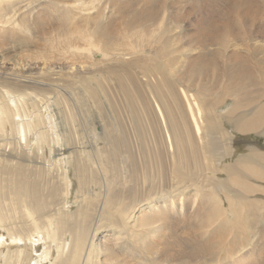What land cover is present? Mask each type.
Returning <instances> with one entry per match:
<instances>
[{
    "label": "bare ground",
    "instance_id": "1",
    "mask_svg": "<svg viewBox=\"0 0 264 264\" xmlns=\"http://www.w3.org/2000/svg\"><path fill=\"white\" fill-rule=\"evenodd\" d=\"M155 1L0 0V264H167L184 232L226 258L251 236L264 145L239 146L264 138V0H208L188 28ZM59 64H89L94 111L52 83ZM253 243L233 264H264Z\"/></svg>",
    "mask_w": 264,
    "mask_h": 264
},
{
    "label": "rangeland",
    "instance_id": "2",
    "mask_svg": "<svg viewBox=\"0 0 264 264\" xmlns=\"http://www.w3.org/2000/svg\"><path fill=\"white\" fill-rule=\"evenodd\" d=\"M196 2L195 3H193L194 2V0H183V1H180L179 3H174L173 2V0H170V2H169V4H166V6H165V8L164 9H166V15H170L172 12H175V11H178V9H181L182 11H188L187 13H185V18L183 17V21H182V25L183 26H185L186 28H188L189 27V24H191V23H195V21L196 20H199L200 18V16L201 17H203L204 15H206L207 13H208V5H209V3H208V0H195ZM261 1V0H260ZM158 2V3H157ZM173 2V3H172ZM181 3V4H180ZM193 5H192V4ZM199 3V4H198ZM202 3H204V4H202ZM160 4V5H159ZM172 4V5H171ZM198 4V5H197ZM208 4V5H207ZM153 5H155L154 6V9H155V11H157L159 14H158V17H160V15H163V11H164V9L162 8V0H157V1H155L154 2V4ZM170 5V6H169ZM196 5V6H195ZM158 6H160V7H158ZM178 6V7H177ZM173 7V8H172ZM185 7V8H184ZM207 8L206 10H205V8ZM159 8V9H158ZM199 8V9H198ZM202 8V9H201ZM193 9H194V11H193ZM169 10H170V12H169ZM174 10V11H173ZM195 10H196V12H195ZM161 11V12H160ZM172 11V12H171ZM198 11V12H197ZM206 14H205V13ZM193 13H194V16H193ZM188 14V15H187ZM189 14H190V16H189ZM201 14V15H200ZM203 14V15H202ZM193 16V17H192ZM196 16V17H195ZM198 16V17H197ZM190 17V18H189ZM198 18V19H197ZM188 19V20H187ZM191 19V20H190ZM193 19V20H192ZM186 20V21H185ZM119 20H117V22H118ZM120 22H122V20H120ZM185 24V25H184ZM255 26H257V25H253V29L255 28ZM193 32V31H192ZM259 40H261L260 38H259ZM185 40L183 39L182 40V42H184ZM186 42L187 41H185V44H186ZM186 46V45H185ZM157 46H154V48L153 49H155ZM254 49H257V47H253ZM263 54L261 53V56H262ZM82 60H84V58H78L77 60H75L74 61V63H80V61H82ZM179 64H188V62H186V61H182V62H180ZM34 65H37V64H34ZM40 67H44L43 65L44 64H38ZM60 65H62V70H64V71H62L61 69L59 70V68H58V73H55V75H53L52 77H54V82L52 81V83L54 84L55 82L56 83H58V81L60 80L62 83H60V81H59V83L57 84V85H55V86H57V89H59L60 91H63L65 94L67 93H69V94H74V95H69L68 94V98H70V103H71V105H73V109L75 108V112L76 111H78L79 113H84V114H87V111H89V110H95V107H94V99L92 100L93 101V103L91 102V97L88 95L87 96V93L85 94V87H84V79L86 78V76H88V74L86 73L87 71H88V68H87V66L86 65H89V64H80V65H82V66H80V65H78V64H59V66ZM84 66H85V69L87 70H84L83 68H84ZM220 66L221 67H223V64H220ZM61 67V66H60ZM65 67V68H64ZM73 67V68H72ZM80 67V68H79ZM72 68V69H71ZM67 69H70L71 71L73 70V69H75L74 70V72H75V74L74 75H68V74H66V73H69V72H71L70 70H67ZM4 71H6V69H3ZM39 71H41V70H39ZM39 71H36L35 72V75L36 76H43L44 74L43 73H40ZM67 71V72H66ZM81 73H80V72ZM85 71V72H84ZM94 71V70H93ZM92 71V75H95V73L94 72H96V74H98L97 76H103V78H105L104 80H105V83H112L113 81L106 75V73L103 71V70H101V69H96L94 72ZM7 72V71H6ZM10 72V71H9ZM39 72V73H38ZM77 72V73H76ZM83 73V74H82ZM43 74V75H42ZM61 74H64V75H61ZM80 74V75H79ZM86 76H85V75ZM90 75H91V73H90ZM62 76V77H61ZM66 76V77H65ZM96 76V75H95ZM63 78V79H62ZM66 78H67V81H66ZM52 79V78H51ZM82 79V80H81ZM58 80V81H57ZM69 80V81H68ZM73 82H72V81ZM108 82H107V81ZM73 83H71V82ZM74 81H75V83H74ZM76 81H77V83H76ZM81 81H82V83H81ZM90 81L92 82V83H94L96 80H94V79H90ZM68 82H70V83H68ZM63 83L65 84L64 86H63ZM67 83V84H66ZM79 83V84H78ZM60 84V85H59ZM58 85L60 86V87H58ZM62 85V86H61ZM76 85V86H75ZM77 85H79V86H77ZM80 85H81V87H80ZM65 86H67V87H65ZM65 87V88H64ZM78 87H80V88H78ZM70 88V89H69ZM69 89V90H68ZM74 89V90H73ZM75 89H77L76 91H75ZM79 89V90H78ZM84 89V90H83ZM71 91V92H70ZM78 91V92H77ZM83 91V92H82ZM85 91V92H84ZM109 93V94H107V93ZM106 92L103 94L102 92H100L99 93V100H106V98H110V97H117V98H121V93L120 92H118V91H109V90H107L106 89ZM111 92H112V94H114V95H112L111 94ZM75 93H77L76 95H75ZM66 94V95H67ZM86 96H85V95ZM111 94V95H110ZM79 95V96H78ZM82 96V97H81ZM84 96V97H83ZM72 97V98H71ZM86 97V98H85ZM88 97H90L89 99H88ZM75 98V99H74ZM77 99H79V100H77ZM72 100V101H71ZM81 100V101H80ZM74 102V103H73ZM76 102H77V104H76ZM83 102V103H82ZM88 102V103H87ZM104 102V101H103ZM73 103V104H72ZM79 103V104H78ZM81 104V105H80ZM86 104V105H85ZM77 105V106H76ZM79 105V106H78ZM87 105H89V106H87ZM91 105V106H90ZM75 106V107H74ZM89 108H87V107ZM77 107V108H76ZM83 109H82V108ZM86 107V108H85ZM107 108V109H106ZM82 111H84V112H82ZM105 109H106V111H110V107L108 106V105H105ZM85 110H87V111H85ZM78 112H76V113H78ZM87 133L89 132V131H86ZM219 134V135H218ZM216 136H214V139H218V141H221L222 140V135L220 134V133H218ZM242 136H243V138H244V140H245V142H243V143H241V145L239 146V148H240V151H242L243 152V148H242V146L247 142H249V143H252V144H256V142H257V144L256 145H259V146H261V145H264V138L263 137H261V136H258V135H255V134H253V133H248V134H241ZM245 135V136H244ZM220 137V138H219ZM223 138H225L224 137V135H223ZM246 139H247V141H246ZM221 142H223V140L221 141ZM224 142L226 143L227 142V140H225L224 139ZM224 142H223V144H224ZM149 145V144H148ZM252 215H253V217L255 218V220L252 218V223H251V226L253 225V227H251L250 226V231L249 232H251V236L250 237H247V236H244L241 240H244V242H241L240 243V246H241V248H240V246H236V248H234L233 249V254L230 256V257H226L225 258V255H224V251L221 253V255H213V254H211V253H201V254H199L198 253V250H200L201 249V247H200V249L199 248H195L196 246L192 243V242H188L187 240H186V238L189 236V235H187L188 233H185L184 232V234H182V237H180V241L181 240H183V244H181V246L180 247H178L177 249H180V251H179V253H180V256H178L179 255V253L177 254L176 253V255H177V257H176V255L172 258L171 257V259L167 262V264H233L234 262H237L238 261V259H239V255H241V254H245L248 250H251V249H253L254 247H256L255 246V244L253 243V241H259L260 239H261V241H264V238H261L260 237V235H261V230L263 229L264 230V205H262V206H258L256 209H254L253 211H252ZM260 222V223H259ZM210 229H212V228H210ZM259 230H260V232H259ZM257 231H258V233H257ZM190 234V233H189ZM184 237V238H183ZM228 237H230V240L228 241V242H230V241H232V239L234 238V236H232V235H229ZM262 237H264V235L262 236ZM197 238L196 237H194V240H196ZM186 240V241H185ZM251 240V241H250ZM188 243V244H187ZM185 244H186V246H185ZM195 246H193V245ZM193 247V249L194 250H196V251H192V247ZM185 247L188 249V251L185 249ZM189 247V248H188ZM243 247V248H242ZM191 249V251H189ZM198 249V250H197ZM183 252V253H182ZM187 252V253H186ZM190 252L192 253V254H190ZM195 253V254H194ZM182 254V255H181ZM201 255V256H199V255ZM192 257H191V256ZM213 255V256H212ZM205 256V257H204ZM182 258H184L182 261H181V259ZM186 257V258H185ZM197 257V258H196ZM192 260H191V259ZM193 258H196L195 260L193 259ZM201 258H205V259H202L201 260ZM213 258V259H212ZM206 259H208V260H206ZM174 260V261H173ZM191 260V261H190ZM195 261V262H194ZM198 261V262H197ZM200 261V262H199ZM178 262V263H177Z\"/></svg>",
    "mask_w": 264,
    "mask_h": 264
}]
</instances>
